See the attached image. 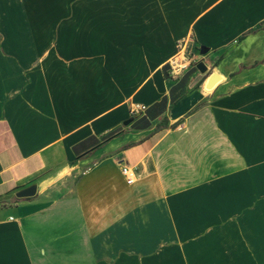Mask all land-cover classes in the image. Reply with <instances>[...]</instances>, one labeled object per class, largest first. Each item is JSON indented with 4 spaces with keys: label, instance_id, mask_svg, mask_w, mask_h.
<instances>
[{
    "label": "crops",
    "instance_id": "0c3cea01",
    "mask_svg": "<svg viewBox=\"0 0 264 264\" xmlns=\"http://www.w3.org/2000/svg\"><path fill=\"white\" fill-rule=\"evenodd\" d=\"M0 264H264V0H0Z\"/></svg>",
    "mask_w": 264,
    "mask_h": 264
},
{
    "label": "built area",
    "instance_id": "2783aa9c",
    "mask_svg": "<svg viewBox=\"0 0 264 264\" xmlns=\"http://www.w3.org/2000/svg\"><path fill=\"white\" fill-rule=\"evenodd\" d=\"M182 50L175 58H173L170 62V74L173 77H176L184 71L188 67V65H191L192 59L188 58L187 61H185V54ZM180 55H183V58L180 59ZM196 65V63H193ZM146 110V106L142 103H134L130 108V114L131 115H137ZM120 172L124 176L127 183H132L134 181L135 172L134 168L130 166L129 164H121L120 166Z\"/></svg>",
    "mask_w": 264,
    "mask_h": 264
},
{
    "label": "water",
    "instance_id": "95a60500",
    "mask_svg": "<svg viewBox=\"0 0 264 264\" xmlns=\"http://www.w3.org/2000/svg\"><path fill=\"white\" fill-rule=\"evenodd\" d=\"M200 51H201L202 53H204V52L206 51V48L202 47V48L200 49ZM196 68H197L200 72H205V71H207V66H206V64H205L204 62H202V61H199V62L196 63ZM215 80H216V77H215V76H211V77H209V79H208V81H207V83H206V88H210V87H212V85L214 84ZM128 122H129V120L125 121L124 123H128ZM34 192H35V187L33 186V187L28 188V189H24V190L19 191V192L17 193V195H18L19 197H25V196H29V195L34 194Z\"/></svg>",
    "mask_w": 264,
    "mask_h": 264
},
{
    "label": "rangeland",
    "instance_id": "374dc122",
    "mask_svg": "<svg viewBox=\"0 0 264 264\" xmlns=\"http://www.w3.org/2000/svg\"><path fill=\"white\" fill-rule=\"evenodd\" d=\"M183 52H184L185 57H186V58H185V61H187V59L190 58V59H192L191 64L194 63V62H196V60H197L198 57H193V58H192V56H191L192 54H188V53H186L185 50H184ZM198 53H199V56H201V53H202V52L199 51ZM179 58L182 59V58H183V55H180ZM199 58H200V57H199ZM197 61H198V62H199V61L204 62L203 60H197ZM204 63H205V62H204ZM189 66H190V65H188V67H189ZM212 74H213V72L210 71L209 76H212Z\"/></svg>",
    "mask_w": 264,
    "mask_h": 264
},
{
    "label": "trees",
    "instance_id": "16d2710c",
    "mask_svg": "<svg viewBox=\"0 0 264 264\" xmlns=\"http://www.w3.org/2000/svg\"><path fill=\"white\" fill-rule=\"evenodd\" d=\"M260 61H255L252 65H256L257 63H259ZM244 67V66H242Z\"/></svg>",
    "mask_w": 264,
    "mask_h": 264
},
{
    "label": "bare ground",
    "instance_id": "6f19581e",
    "mask_svg": "<svg viewBox=\"0 0 264 264\" xmlns=\"http://www.w3.org/2000/svg\"><path fill=\"white\" fill-rule=\"evenodd\" d=\"M213 87V86H212ZM212 87H210V88H207V89H211Z\"/></svg>",
    "mask_w": 264,
    "mask_h": 264
}]
</instances>
